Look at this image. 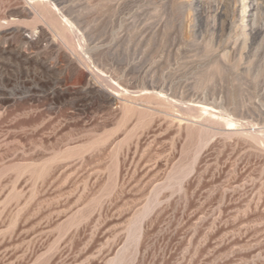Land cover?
Returning <instances> with one entry per match:
<instances>
[{
	"label": "rangeland",
	"instance_id": "1",
	"mask_svg": "<svg viewBox=\"0 0 264 264\" xmlns=\"http://www.w3.org/2000/svg\"><path fill=\"white\" fill-rule=\"evenodd\" d=\"M257 2L0 0V264H264Z\"/></svg>",
	"mask_w": 264,
	"mask_h": 264
},
{
	"label": "bare ground",
	"instance_id": "2",
	"mask_svg": "<svg viewBox=\"0 0 264 264\" xmlns=\"http://www.w3.org/2000/svg\"><path fill=\"white\" fill-rule=\"evenodd\" d=\"M240 1L241 4L245 5V8H243V11H241L242 12L241 19L243 21H249L252 15H254L256 9H258L259 3L257 2V0H240Z\"/></svg>",
	"mask_w": 264,
	"mask_h": 264
}]
</instances>
